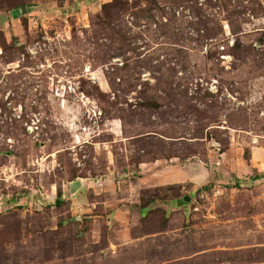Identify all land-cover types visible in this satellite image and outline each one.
<instances>
[{
	"label": "rangeland",
	"instance_id": "1",
	"mask_svg": "<svg viewBox=\"0 0 264 264\" xmlns=\"http://www.w3.org/2000/svg\"><path fill=\"white\" fill-rule=\"evenodd\" d=\"M2 1L0 264H264V0Z\"/></svg>",
	"mask_w": 264,
	"mask_h": 264
},
{
	"label": "trees",
	"instance_id": "2",
	"mask_svg": "<svg viewBox=\"0 0 264 264\" xmlns=\"http://www.w3.org/2000/svg\"><path fill=\"white\" fill-rule=\"evenodd\" d=\"M32 2H33V0H7L6 4L9 7H18V8L20 7V8H23L26 5L27 6L33 5ZM3 7H4V2L2 0H0V9H2ZM98 91H99L98 93H100L101 97H108V95L105 94L104 92H102L101 90H99V88H98ZM61 203H62L61 195L58 194V197L56 199V205H60Z\"/></svg>",
	"mask_w": 264,
	"mask_h": 264
},
{
	"label": "crops",
	"instance_id": "3",
	"mask_svg": "<svg viewBox=\"0 0 264 264\" xmlns=\"http://www.w3.org/2000/svg\"><path fill=\"white\" fill-rule=\"evenodd\" d=\"M196 164V163H195ZM194 164V165H195ZM199 165V164H198ZM198 167H200V166H198ZM200 169V170H199ZM198 170L199 171H203V169L202 168H199ZM180 174H182V173H178V174H176L177 176H176V179H178L179 181H177V182H179V183H181V182H184V178H181V176H180ZM200 174H201V172H200ZM175 179V178H174Z\"/></svg>",
	"mask_w": 264,
	"mask_h": 264
},
{
	"label": "built area",
	"instance_id": "4",
	"mask_svg": "<svg viewBox=\"0 0 264 264\" xmlns=\"http://www.w3.org/2000/svg\"><path fill=\"white\" fill-rule=\"evenodd\" d=\"M29 129H31V128L29 127Z\"/></svg>",
	"mask_w": 264,
	"mask_h": 264
}]
</instances>
